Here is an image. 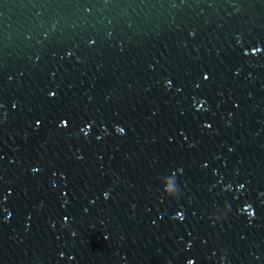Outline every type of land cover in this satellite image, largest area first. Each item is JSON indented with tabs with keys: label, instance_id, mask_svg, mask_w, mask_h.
<instances>
[{
	"label": "water",
	"instance_id": "water-1",
	"mask_svg": "<svg viewBox=\"0 0 264 264\" xmlns=\"http://www.w3.org/2000/svg\"><path fill=\"white\" fill-rule=\"evenodd\" d=\"M189 260L264 264V0H0V264Z\"/></svg>",
	"mask_w": 264,
	"mask_h": 264
},
{
	"label": "snow or ice",
	"instance_id": "snow-or-ice-1",
	"mask_svg": "<svg viewBox=\"0 0 264 264\" xmlns=\"http://www.w3.org/2000/svg\"><path fill=\"white\" fill-rule=\"evenodd\" d=\"M255 51H257V52L260 51V48L257 47V48L255 49ZM206 78H207V77H206ZM117 131L120 132V131H122V130H121V129H117ZM240 187L242 188L243 185H240ZM248 214H249V216H252V215H253V212H252L251 209L248 210ZM177 216H178V218L183 219V214H182V213H177ZM188 264H194V261L189 260V261H188Z\"/></svg>",
	"mask_w": 264,
	"mask_h": 264
}]
</instances>
